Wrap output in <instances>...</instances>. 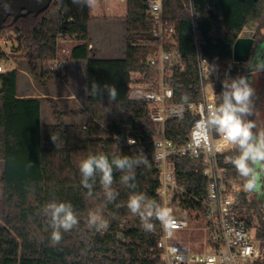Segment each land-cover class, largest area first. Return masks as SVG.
I'll use <instances>...</instances> for the list:
<instances>
[{
  "label": "trees",
  "instance_id": "trees-1",
  "mask_svg": "<svg viewBox=\"0 0 264 264\" xmlns=\"http://www.w3.org/2000/svg\"><path fill=\"white\" fill-rule=\"evenodd\" d=\"M147 1H125V59L90 57V9L73 5L71 0L53 2L40 15L21 18L14 24L8 20V26L0 32V35L9 32L14 36L19 51L24 54L21 57L28 61L31 74L41 86L67 76L66 69L58 74L43 66L56 56L59 35L75 43L68 61L86 62V107L83 111L86 124L80 126L65 124L63 113L53 100L50 104L57 122L43 125L42 100L19 97L17 70L0 74V199L3 204L0 264H164L156 250H152L160 240L162 227L159 221H154L155 231L146 232L141 228L139 217L127 208L133 190L120 183L121 173L114 172L113 187L119 192L117 199L104 206L99 184L93 189L94 195L89 197L88 190L80 183L78 170L80 160L90 153L104 152L110 157L112 154L146 155L149 166L136 169L138 187L135 191L162 202L158 194V172L152 160L155 128L149 119L147 104L133 102L129 97L134 76L147 71L146 63L156 52L154 47L144 45H156ZM184 1L163 0V8L165 17L177 29L179 50L186 64L185 72L175 71L171 79L175 99L180 103L181 97L187 94L189 103H193L201 100V94L192 20ZM194 1L197 13L206 14V18L199 19V33L202 53L211 63L212 77L247 76L256 89L255 109L256 115L260 114L264 111V101L258 93L261 78L256 81L250 67L251 59L248 63L234 62L233 47L248 28L254 31L252 38L255 40L251 58L257 49H264V0ZM93 82L101 86L114 84L118 91L116 102L109 105L107 93L101 98L91 90L88 92ZM218 91H222V83ZM106 107L111 110L106 112ZM195 120L189 112L182 119L168 121L167 137L177 145L186 143ZM52 135L58 137L56 144ZM129 138L135 140L134 145L126 144ZM235 154L226 153L222 157L231 176L236 172L225 162V157ZM176 163L183 185L195 191L203 184L204 192L205 179L196 163L183 158L176 159ZM239 178L243 186L244 180ZM52 199L70 202L80 221L75 229L63 233L62 240L55 245L50 242V230H46L45 217L41 213L42 206ZM98 207H103V215L110 221L109 228L103 232L88 225L89 212ZM254 210L258 216L256 239L264 247V203L254 201ZM249 225L252 226L251 219Z\"/></svg>",
  "mask_w": 264,
  "mask_h": 264
},
{
  "label": "built area",
  "instance_id": "built-area-1",
  "mask_svg": "<svg viewBox=\"0 0 264 264\" xmlns=\"http://www.w3.org/2000/svg\"><path fill=\"white\" fill-rule=\"evenodd\" d=\"M62 1L65 0H52V3ZM147 6L156 45H144L154 47L156 52L146 63L147 71L133 81L129 97L133 102L147 104L148 116L155 128L152 160L159 177L158 194L162 203L173 209L178 225L171 237L162 228L160 240L152 250H156L164 264L264 263V247L256 239V226L249 225L240 178L236 174L231 176L223 164V155L234 151L214 134L207 143L200 141L199 147L192 136L203 109L214 102V92L219 94V84L225 79L212 77L211 63L202 53L199 19L206 18V14L197 13L194 0L184 1L192 20L201 100L185 105L183 117L190 112L196 120L188 141L177 145L167 137L166 123L180 119L172 113L179 103L175 99L171 79L175 71L185 72L186 64L179 50L177 29L165 17L163 0H148ZM4 37L0 35L1 51L7 43ZM68 43L64 35H59L56 56L49 63L51 71L58 74L65 69L67 71L71 49ZM1 73H4L2 66ZM126 144L132 146L135 142L128 143L127 140ZM216 148H221V151L216 152ZM178 158L195 162L201 169V176L205 179L204 192L203 184L195 191H189L183 185L184 181L178 177ZM171 249L177 251L173 253Z\"/></svg>",
  "mask_w": 264,
  "mask_h": 264
},
{
  "label": "clouds",
  "instance_id": "clouds-1",
  "mask_svg": "<svg viewBox=\"0 0 264 264\" xmlns=\"http://www.w3.org/2000/svg\"><path fill=\"white\" fill-rule=\"evenodd\" d=\"M71 3L91 10L96 6L97 0H71ZM250 67L256 75H264V49L256 50L251 58ZM89 90L101 98L107 93L109 105L116 102L118 91L114 84L101 86L93 82L91 88L87 89L88 92ZM214 94V102L206 105L201 119L195 125L193 139L197 141L199 147L200 141L207 143L213 134L219 137L229 150L236 153L226 156L225 162L231 164L236 174L243 178V189L250 193H260L264 183V127L255 119L256 89L247 76H226L222 81V91ZM189 100L190 97L184 94L181 102L172 109V113L182 119L185 105ZM110 110L111 108H107L106 112ZM51 139L56 144L58 137L52 135ZM134 142L129 138L128 143ZM215 151L219 152L221 148H216ZM141 166H149L146 155L132 157L112 154L110 157L104 152L90 153L78 164L80 183L88 190L89 197L94 195L93 189L98 183L106 206L113 203L119 195L113 184L114 172H120V183L133 190L128 197L127 208L130 213L139 217L141 228L146 232H153L156 227L154 221H159L165 234L171 237L178 227L173 209L143 192L135 191L138 187L135 183L136 169ZM41 213L45 217L46 230H50V242L53 245L62 240L63 233L72 231L80 222L77 211L70 202L52 199L42 206ZM88 225L97 232L109 228L110 221L103 215V207L89 212ZM170 251L175 253L177 250Z\"/></svg>",
  "mask_w": 264,
  "mask_h": 264
},
{
  "label": "rangeland",
  "instance_id": "rangeland-1",
  "mask_svg": "<svg viewBox=\"0 0 264 264\" xmlns=\"http://www.w3.org/2000/svg\"><path fill=\"white\" fill-rule=\"evenodd\" d=\"M91 19L93 18V22L91 23V31L89 33V37L92 36L94 40H99L100 46L106 48L104 51L111 50L115 51L114 47L121 49V31L120 26H123L126 21V3L121 2V0H97V4L94 8L90 10ZM91 22V20H90ZM89 22V23H90ZM8 26V24H6ZM114 27L116 29H114ZM7 43L4 45L3 50H0V66L3 67L4 72L17 70L18 72V95L22 97H32L38 98L45 102L44 107V123H50L52 120L53 124H56L57 120L54 115V111L50 101L53 100L58 107L59 111L63 113V122L67 125L71 124L72 116L83 113L81 111V103L84 100V95L82 91V84L79 78H74L70 75V68H67L66 74L67 76L61 80L56 81H48L45 86H41L31 74L28 61L24 58L23 53L19 51L18 43L14 40V36L11 37V34L8 32L3 34ZM254 35V31L250 29H246L242 33V37H251ZM73 44V43H72ZM75 44V43H74ZM73 44V45H74ZM68 43V47L71 46ZM101 48V47H100ZM96 47L93 48V50ZM1 55L4 58H1ZM121 55L118 53H114L113 56ZM22 56V57H21ZM91 56L97 57V54L91 53ZM38 74L41 73V65L38 63ZM45 68L49 67V64L43 65ZM72 66V65H71ZM81 70V67L78 68V71ZM256 75L255 73H253ZM259 77L261 78L260 84L264 85V75H256V81H259ZM137 77L134 76V80ZM260 86L258 93H260L263 101H264V86ZM72 93L75 94L76 98L70 99ZM70 98H69V97ZM63 98V99H57ZM64 109V111H62ZM49 118H51L49 122ZM257 122L264 127V111L255 116ZM263 183L261 186V191H263ZM243 199H244V207L247 211L248 218L252 220V224L254 226L258 225V216L254 210V201L259 200L257 193H250L243 189ZM201 222L204 224L205 219L202 217ZM3 227V204L0 199V228ZM264 264V263H260Z\"/></svg>",
  "mask_w": 264,
  "mask_h": 264
},
{
  "label": "water",
  "instance_id": "water-1",
  "mask_svg": "<svg viewBox=\"0 0 264 264\" xmlns=\"http://www.w3.org/2000/svg\"><path fill=\"white\" fill-rule=\"evenodd\" d=\"M52 0H0V32L5 28L9 18L14 24L19 19L30 15H40L51 6ZM255 40L240 37L233 47V60L237 64L248 63L251 59ZM1 86V83H0ZM264 196V193L262 194Z\"/></svg>",
  "mask_w": 264,
  "mask_h": 264
},
{
  "label": "crops",
  "instance_id": "crops-1",
  "mask_svg": "<svg viewBox=\"0 0 264 264\" xmlns=\"http://www.w3.org/2000/svg\"><path fill=\"white\" fill-rule=\"evenodd\" d=\"M122 2V0H121ZM93 22V18L91 19V22L89 23V33L91 31V23ZM94 23V22H93ZM125 24H123V26H120V31H121V49L120 48H117L116 46L114 47V50L115 51H111L109 49H107L108 51H104V47L100 46L99 44V40H94L92 38V36H90V41H89V45H91V47L89 48V54H90V57L91 58H95V59H125L126 58V49H127V28H126V21L124 22ZM114 29H116L114 27ZM246 30V29H245ZM244 30V31H245ZM243 31V32H244ZM242 37V35H241ZM74 42H69V45H73ZM75 45V44H74ZM73 45V46H74ZM71 46V47H73ZM96 47V49L93 50V48ZM101 47V48H100ZM119 53L121 55L119 56H113L114 53ZM91 53H96L97 54V57H94V56H91ZM72 65V66H71ZM81 67V70L78 71V68ZM68 68H70V75H72V77L74 78H79L80 79V82L82 84V91H83V95H84V100L85 101H82L81 103V111H84L85 110V107H86V88H85V84H86V62L84 61H70L69 64H68ZM72 96L73 97H69L70 99L72 98H76L75 94L72 93ZM20 98H32V97H22V96H19ZM57 99H63V98H57ZM44 107H45V102L42 101V122L44 121ZM64 111V109L62 110ZM49 122L51 120V118L48 119ZM52 120L50 123H44L43 122V125H52ZM86 124V116L85 114L83 113H79L75 116H72V120H71V124L69 125H85Z\"/></svg>",
  "mask_w": 264,
  "mask_h": 264
},
{
  "label": "flooded vegetation",
  "instance_id": "flooded-vegetation-1",
  "mask_svg": "<svg viewBox=\"0 0 264 264\" xmlns=\"http://www.w3.org/2000/svg\"><path fill=\"white\" fill-rule=\"evenodd\" d=\"M8 20H12L11 18H9ZM8 22L9 21H7V23L6 24H8ZM6 26V25H5ZM263 46H264V43L262 44ZM255 46V45H254ZM262 46V47H263ZM254 49V48H253ZM252 53H253V51H252ZM264 184V183H263ZM263 188H264V185H263ZM264 193V189H263V191H261L260 193H257V194H259L257 197H258V199L260 200V202H263L264 203V196L262 195Z\"/></svg>",
  "mask_w": 264,
  "mask_h": 264
}]
</instances>
